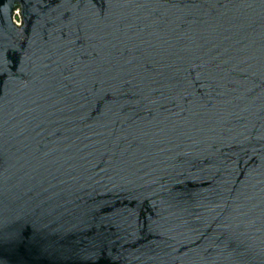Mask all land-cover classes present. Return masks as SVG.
Returning <instances> with one entry per match:
<instances>
[{"label":"water","instance_id":"95a60500","mask_svg":"<svg viewBox=\"0 0 264 264\" xmlns=\"http://www.w3.org/2000/svg\"><path fill=\"white\" fill-rule=\"evenodd\" d=\"M0 264H264V0H0Z\"/></svg>","mask_w":264,"mask_h":264},{"label":"built area","instance_id":"2783aa9c","mask_svg":"<svg viewBox=\"0 0 264 264\" xmlns=\"http://www.w3.org/2000/svg\"><path fill=\"white\" fill-rule=\"evenodd\" d=\"M19 20H20V18H19V16H18V17L16 18V23H17L18 26H20V21H19Z\"/></svg>","mask_w":264,"mask_h":264}]
</instances>
